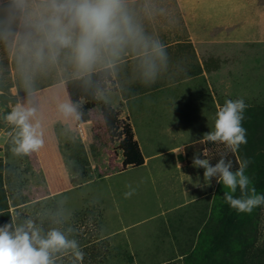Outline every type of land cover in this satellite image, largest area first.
<instances>
[{
	"label": "rangeland",
	"instance_id": "1",
	"mask_svg": "<svg viewBox=\"0 0 264 264\" xmlns=\"http://www.w3.org/2000/svg\"><path fill=\"white\" fill-rule=\"evenodd\" d=\"M127 4L149 47L129 45L118 58H106L92 70L110 66L111 83L121 91L156 87L195 71L194 56L185 41L186 32L174 0H127ZM0 16L3 27L0 35V86L8 85L6 91L14 94L16 101L20 96L17 95L18 89L45 85L33 91L54 90L33 95V104L30 103L38 106L35 107L36 119L44 123V127H49L54 117L47 103L50 96L56 95L63 104L64 96H57L58 90L64 87L66 78L81 74L77 72L69 50H64L55 63L29 68L26 72L24 65L27 61L21 60L19 52V42L28 31L24 12L16 5V0H0ZM153 42L163 47L165 59L153 52ZM255 51L264 52V46ZM118 60L120 63H117ZM232 61L242 62L239 58H232ZM151 65H154V77L145 75ZM253 71L256 82L249 74H238L234 82L228 84L229 89L220 90L219 94L221 106L229 99H243L247 105L242 126L246 132L252 133V140L247 145H240L235 152L236 161L239 165L240 161L248 160L245 174L251 180L249 187H255L257 194L264 195V68L261 74L257 68ZM26 75L29 77L27 80ZM164 94H149L139 101L140 106L130 108L128 119L131 126L135 125L136 131H139L145 145L144 151H156L174 141L165 131L171 120L177 119L181 129L195 125L184 112L192 113L196 109L189 105L184 109L173 106ZM113 97L107 94L108 103H112ZM15 103L12 104L8 98L6 109L0 107V144L8 134L6 127L11 124L6 116ZM96 118H101L97 106L93 107L89 126L100 143L104 140H101V136L108 138V158L115 163L119 160L118 138L113 136L110 139L103 124L100 125ZM147 125L154 130L143 132V126ZM68 132L73 131L69 128ZM148 132L158 137H148ZM221 146V152H224L226 145L221 143ZM259 152L263 156L257 158ZM29 155L35 162L34 153ZM74 155L82 157L79 152ZM226 159L232 161L231 158ZM98 167H101L100 163L93 171V183L82 189L78 187L48 194L45 188L36 189L31 185L20 187L19 190L24 192L22 195L28 199L26 203L43 200L36 208L21 215L15 212V208L26 203L13 206L5 194L9 211L17 216V223L32 219L43 233L50 228H58L69 239L78 242L79 249L84 253L82 261L69 250L55 256L54 264H237L241 260V247L248 249L247 260H251L253 255L255 260L258 253L261 254L259 264H264V204L254 208L251 213L238 212L225 201L223 193L229 189L218 182L214 192H205L203 196L197 194V198L191 193L192 183H189V198L195 200L186 205L183 202L186 196L181 194L178 184L162 185V172L154 171L155 179L151 182L149 177L143 179L142 168L122 164L120 168L119 164H115L114 171H106ZM118 169L122 170L121 174H113ZM26 190L28 195H25ZM129 192L132 194L127 196ZM234 196H240L239 188ZM20 218L23 219L20 221ZM236 228L243 232L242 236H237Z\"/></svg>",
	"mask_w": 264,
	"mask_h": 264
},
{
	"label": "crops",
	"instance_id": "2",
	"mask_svg": "<svg viewBox=\"0 0 264 264\" xmlns=\"http://www.w3.org/2000/svg\"><path fill=\"white\" fill-rule=\"evenodd\" d=\"M174 3L186 32L185 41L194 56L195 71L163 85L140 90L128 88L121 91L111 85L99 93L97 98L108 103L107 94H112V103L108 104L116 108L118 117L126 119L130 126V108L140 106L139 101L154 92L165 93V99L173 106H180V109L188 105L196 109L192 113H187L186 110L184 112L189 115V119H193L195 125L181 129L182 126L177 125V119L167 123L165 131H168L169 137L174 141L156 151H144L145 145L139 131H136L135 125L131 126L133 139L138 145L143 162L130 168H142L144 177L142 174L141 177H149L151 182L155 179L154 171L162 172V185L178 184L181 194L186 196L183 202L187 205L197 198V194H210L216 188L217 182L212 183L210 180L206 184L203 175L205 169L193 166L192 160L194 155L209 159V156L214 154L215 142L208 143L203 137L205 133L214 130L217 106H221L220 90L229 89L228 84L234 82L233 79L238 74H249L252 81L256 82L253 69H259L261 74L264 68V52L255 51L264 46V0H174ZM232 58H239L242 62L234 63ZM117 63H120V60ZM49 91L54 90L44 89L17 96L15 105L32 103L33 95ZM58 91L57 96H64L63 103H70L65 86ZM47 103L54 117L51 126L44 127L45 124H41L45 133L44 145L38 152H34L35 162L31 160L30 155H16L12 151V138L18 131L13 125L4 137L3 144H0L4 191L9 204L13 206L28 202L22 195L24 192L19 190L22 186L45 188L49 191L48 194L78 187L82 189L93 183V171L97 164H101V167H98L100 170L114 171L115 164H119L121 168L120 151L117 155L119 160L112 162L108 158V138L101 136V140H104L100 143L98 137L92 133L89 123L92 120L93 107L88 111L89 119L77 123L74 114L65 115L60 110L61 102L56 95L50 96ZM40 113L39 111L38 116ZM96 121L101 125V118H96ZM69 128L73 132H68ZM142 130L147 132L154 129L147 125L143 126ZM147 136L158 137L153 132H148ZM177 149L182 151L172 152ZM205 149L207 156L203 154ZM76 152L82 157L74 155ZM121 171L118 169L113 174H121ZM101 179L104 180L105 177L102 176ZM190 185L191 193L195 195L191 200L188 192ZM27 191L25 195H28Z\"/></svg>",
	"mask_w": 264,
	"mask_h": 264
},
{
	"label": "clouds",
	"instance_id": "3",
	"mask_svg": "<svg viewBox=\"0 0 264 264\" xmlns=\"http://www.w3.org/2000/svg\"><path fill=\"white\" fill-rule=\"evenodd\" d=\"M16 5L23 10L28 28L19 42L20 58L27 61L26 72L29 68L55 63L64 50H69L77 72L88 74L106 58H118L129 45L149 47L129 11L127 0H16ZM151 48L161 59L166 58L159 43L153 42ZM145 75L154 77V65ZM246 107L243 99H229L223 106H217L214 130L205 133L203 139L224 143L230 151L236 152L241 144L247 143L246 129L242 126ZM59 108L65 115L75 113L70 103H63ZM36 114L37 109L30 103H18L6 116L7 122L18 129L12 138V151L16 155L38 152L44 145L42 125ZM203 154L207 156V149ZM226 156V152L221 153L220 159L212 164L207 158L194 155L192 163L205 169L206 183L219 176L217 181L229 189L223 195L230 207L251 213L264 204V195L257 194L255 187H249L251 180L245 174L248 160L240 161L233 171L232 161ZM237 188L239 197L234 196ZM69 250L78 260H83L84 253L78 242L58 228L43 233L32 219L17 223L15 217L0 226V264H54L53 253Z\"/></svg>",
	"mask_w": 264,
	"mask_h": 264
},
{
	"label": "trees",
	"instance_id": "4",
	"mask_svg": "<svg viewBox=\"0 0 264 264\" xmlns=\"http://www.w3.org/2000/svg\"><path fill=\"white\" fill-rule=\"evenodd\" d=\"M1 19V16H0ZM3 33V27L0 24V35ZM112 76H111V68L108 65H104L101 67H98L94 70H92L88 74H81L79 76L69 77L64 80V86L66 89V93L68 96V100L70 104L75 108L74 117L77 123L85 122L89 118L88 111L95 105L98 107L99 115L101 117L103 126L109 135V138L112 139L113 136H116L118 138L117 141V148L119 149L122 160L121 164L122 166H138L143 162V157L140 153V150L138 148V145L136 141L133 139L132 130L129 122L122 118L118 117V111L116 108L111 107L108 103L103 102L102 100H98L97 95L103 91L106 90V88L111 86L112 83ZM50 84V83H49ZM46 84V85H49ZM45 85H38L34 87H29L23 90H17V95H23L25 93L31 92L33 90L39 89ZM8 88L7 86H0V107H3V109H6V102L9 101L14 104L16 102V96L14 94H10L6 91ZM12 125H9L6 127V132H9ZM118 127H121L120 130L116 131ZM252 133L246 132V140L249 143L250 140H252ZM206 142H212L207 141ZM213 143V142H212ZM215 151L214 154L209 156V161L212 164H215L221 156V153H227L226 158H231L233 161V168L232 170L235 171L239 165L236 161V153L230 151L227 146L224 148V152H221V142H215ZM244 145H247L245 143ZM262 152H259L258 156H263L261 154ZM217 179H219V176L211 178L212 183L217 182ZM43 200H35L23 205H20L15 208L16 213H27L28 210L36 208L39 203H41ZM12 217H17L16 215H13L8 208L6 197H5V191L2 184V160L0 157V226H3L6 223H9L11 221ZM23 218H20L21 221ZM52 229V228H50ZM48 229V231L50 230ZM238 237L243 235V232L239 231L237 228L234 230ZM240 262L237 264H259L260 262V256L261 254H255L256 259L254 260L253 257H251V260H247L248 254H247V248L241 247L240 248ZM68 252V251H67ZM246 252V253H245ZM65 252H57L52 254V258L58 255H62ZM247 256V257H246Z\"/></svg>",
	"mask_w": 264,
	"mask_h": 264
}]
</instances>
